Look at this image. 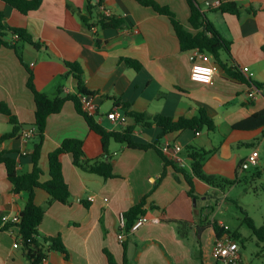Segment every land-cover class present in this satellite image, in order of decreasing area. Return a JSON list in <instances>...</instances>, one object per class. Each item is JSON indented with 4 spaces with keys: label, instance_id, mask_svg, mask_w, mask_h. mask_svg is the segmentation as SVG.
<instances>
[{
    "label": "crops",
    "instance_id": "crops-1",
    "mask_svg": "<svg viewBox=\"0 0 264 264\" xmlns=\"http://www.w3.org/2000/svg\"><path fill=\"white\" fill-rule=\"evenodd\" d=\"M157 1L170 6L184 25L193 30L187 0ZM226 1H236L240 13L222 12L216 0H198L218 31L231 41L232 55L223 51L221 60L240 70L250 67L251 78L242 70L241 73L264 85V0H221V3ZM88 3V0H43L40 8L23 14L0 0V10L5 11L8 24L26 29L42 44L41 48L28 43L21 45L23 59L34 71L37 89L52 98L78 94L77 79L68 73L66 65L68 61H78L87 89L95 93L99 112L106 114L113 108L125 111L130 117L128 125H135L133 137L147 143L155 142L161 129L156 124L145 127L135 123L131 113L191 118L199 116L200 109L205 108L215 120V130L167 133L161 144H178L183 150L165 154L191 171L187 147L212 150L207 159L217 158L219 164L234 169L235 176L237 171L240 177L245 174L249 156L258 149L254 141L262 136L261 144L264 143V127L235 129L233 124L264 109V86L260 88L229 75L213 56L217 64L214 81L210 84L195 81L191 71L199 60L198 49H181L168 16L137 0H104L103 7L122 16L125 25L102 28L96 24L94 14L90 28L80 15H90ZM122 57L138 60L142 68L128 66ZM28 77V69L16 51L0 47V106L5 102L22 125V134L2 141L1 137L13 129V124L0 108V152H13L22 172L34 169L33 136L25 138L23 134L25 130H36L35 100L27 86ZM99 121L109 130L122 129L106 116ZM66 138L84 140L86 157L103 155L112 162L116 176L105 179L86 171L74 163L72 154H64L63 172L70 186L71 202L50 204L39 228L46 235H60L67 254L52 251L44 264H112L109 253L116 264H124L126 257L127 264H224L213 252L218 238L213 221L232 228L218 218L217 207L222 209V199L212 213L208 212L213 195L203 187L206 182L195 178L198 198H194L188 194L190 187L183 174L172 166L162 176L165 163L154 148H130L113 140L109 153H105L100 135L90 128L70 99L60 112L48 117L39 163L42 180L50 177L49 153ZM204 168L206 171V162ZM28 198V192L14 190L6 165L0 162V264H29L22 245L14 246L16 241L22 243L20 228L16 225L4 228V218L19 215ZM49 198L46 190L36 189V203L46 204ZM144 198L146 214L152 220L127 233L121 242L118 235L124 213ZM178 220L190 222L188 230L183 231ZM261 245L262 253L253 254L262 259L258 263L264 264V243ZM239 246L240 264H254L255 255L244 253L245 245Z\"/></svg>",
    "mask_w": 264,
    "mask_h": 264
},
{
    "label": "trees",
    "instance_id": "trees-1",
    "mask_svg": "<svg viewBox=\"0 0 264 264\" xmlns=\"http://www.w3.org/2000/svg\"><path fill=\"white\" fill-rule=\"evenodd\" d=\"M8 5L16 8L23 14H28L32 10L40 8L43 0H4ZM88 11L90 15L81 13V18L92 28L93 24L90 23L93 15L97 17L96 24L102 28H121L125 25V19L117 14L107 15L101 11V7L104 5V0H88ZM141 5L151 7L155 12L163 14L169 17L171 20L182 50L198 49L202 52L211 54L216 62L221 64L229 75L238 78L249 84H255L258 87L264 85L247 78L241 73L238 66H230L221 60V53L224 51L229 56L232 55L231 41L226 39L216 28L211 19L202 10L198 0H187L190 7L189 24L193 30L188 29L184 23L180 20L177 14L168 5L161 4L157 0H137ZM222 12H231L234 14L240 13V5L236 1H226L220 4L218 7ZM31 44L36 48H41L42 44L36 41L34 37L26 29L21 27H15L8 24L6 20V13L0 10V47L13 48L20 60L25 64L28 69L29 77L27 86L33 92L35 100V127L36 130L33 135L34 150L31 153V159L34 163L33 171H20L18 169V160L13 152L5 151L0 152V162H3L7 168L8 178L14 185V190L17 192H28L29 198L20 212V221L18 223H6L4 228L16 225L20 228L22 247L24 248L25 255L29 261V264H40L44 258H48L52 251H59L67 254L66 246L60 235H46L40 231V225L45 217L47 207L54 201H59L64 204L71 202V190L67 183L63 172V156L66 153L73 155L74 163L82 169L101 175L105 179L113 178L116 176L114 173V167L111 161L104 159V156L96 158L86 157L84 151V140L79 138H66L63 142L54 150L49 153V175L46 180H42V169L39 167L40 158L42 154V148L46 138V125L48 117L51 114L58 113L62 110L67 100H72L77 110L86 118L88 125L92 130L97 132L102 141L103 149L105 153H109L110 142L115 140L126 144L130 148L138 149H150L154 148L164 160V171L162 176L167 173V167L172 166L176 172L183 174L189 185L188 194L194 198H198L195 195V178H199L204 182L213 185L214 187L223 188V184L233 186L241 182L239 171L233 179H221L215 174H209L205 171V162L212 150L199 149L194 146H188V154L191 158V171L186 168L177 165V161L170 159L162 150L161 139L170 132L193 129L197 133L203 129L210 131L215 130L216 124L214 118L206 111L205 108L200 109L199 116L196 117H184L173 118L163 114L150 115L145 112L131 113V117L135 123L144 125L145 127H151L156 124L161 133L155 142H141L133 137L135 125H127L122 129H107L100 123L96 116L87 114L81 103L80 95L82 94H95L93 91L87 89L84 81V70L80 62H66L69 69V74L73 73L78 83V94H68L66 96L58 95L56 97H50L45 92L37 89L35 84V74L33 69L24 61L22 54V44ZM121 60L128 66L140 70L142 64L131 57H122ZM128 104H125L127 107ZM2 112L9 115L10 121L13 124V129L1 137V140H7L14 138L22 134V125L16 115L12 113L10 108L5 102L0 106ZM264 127V109H261L252 115L244 118L233 124L235 129H256ZM18 152V151H17ZM261 172H256L253 177L260 176ZM37 188H43L50 196L46 204H38L35 201V194ZM146 198L142 199L139 203L130 207L125 213V231L129 233L132 225L141 216L146 214L144 208ZM243 222L252 230L253 234L258 239V244L264 243V223L257 225L255 220L246 213ZM183 231L188 230L190 222L186 220H178ZM213 227L216 231L217 237L221 238L227 235L231 239L239 242L242 246L245 245L247 237L244 236L239 230H231L226 228L218 220L213 221ZM110 262H114L113 256L109 253ZM128 259L126 257L125 263Z\"/></svg>",
    "mask_w": 264,
    "mask_h": 264
},
{
    "label": "rangeland",
    "instance_id": "rangeland-1",
    "mask_svg": "<svg viewBox=\"0 0 264 264\" xmlns=\"http://www.w3.org/2000/svg\"><path fill=\"white\" fill-rule=\"evenodd\" d=\"M261 141L262 136L254 141L255 146L258 147L260 152L258 163L256 165L249 164L247 171L241 176V182L233 186H229L225 183L222 186L223 188H217L208 183L203 186L205 190H209L208 194L213 195L210 198L213 199V201L209 204L210 207L208 208V212L212 213L214 208L218 205L219 200H223L222 209L217 207L218 218L225 220L232 230H239L248 238L242 251L251 256L255 255L253 253L257 251L262 253V248L260 249L262 245H257V237L243 222L246 215L243 210L255 220L258 226L264 223V143L261 144ZM206 171L209 174L217 175L221 179H233L235 177L234 169L219 164L215 157L207 159ZM258 171L261 172V175L253 177ZM221 190H223L224 193ZM216 195L222 196L219 198L216 197ZM252 259L254 260V264H261L258 262L262 261V259L256 255L252 256Z\"/></svg>",
    "mask_w": 264,
    "mask_h": 264
},
{
    "label": "built area",
    "instance_id": "built-area-1",
    "mask_svg": "<svg viewBox=\"0 0 264 264\" xmlns=\"http://www.w3.org/2000/svg\"><path fill=\"white\" fill-rule=\"evenodd\" d=\"M217 5L221 4V0H216ZM101 11H103L107 15H113L114 13L110 10L101 7ZM199 60L195 61L192 66L191 77L195 81H199L202 83L210 84L214 81V75L217 70V64L213 61L212 55L206 52H202L198 50ZM243 72L247 73V75L251 78L253 76V72L250 70V67L244 66L241 69ZM251 96H254V92H250ZM82 108L83 110L92 116H96L98 120H101L104 116L113 121L114 123L121 125L122 128L126 127L129 123V115L125 111H122L119 108H113L108 111L106 114H101L99 112V105L96 101L95 94H82L80 95ZM25 138H31L34 134L33 130H25L23 132ZM162 150L165 153H179L183 150V147L178 144H171L170 142H166L162 145ZM259 159V150L256 148L252 151L251 155L248 158L250 164L256 165ZM182 165L184 162L181 161ZM5 222L8 223H18L20 221V215L14 216H6L4 218ZM152 220L147 214L141 215L135 223L132 225L129 233L137 231L142 225ZM153 220L157 221V218H153ZM128 232L125 231V217L122 218V230L120 231L118 237L121 242L125 241L126 234ZM22 243L16 241L14 243L15 247H19ZM214 255L222 260L224 264H240L241 263V251L238 241L231 239L228 236H224L221 238H217L214 246H213ZM48 258H44V260L40 264H44Z\"/></svg>",
    "mask_w": 264,
    "mask_h": 264
},
{
    "label": "water",
    "instance_id": "water-1",
    "mask_svg": "<svg viewBox=\"0 0 264 264\" xmlns=\"http://www.w3.org/2000/svg\"><path fill=\"white\" fill-rule=\"evenodd\" d=\"M197 199H194V204L196 205V203H197V201H196ZM201 231H202V228L201 227H199V229H198V232H199V236L201 235L200 233H201Z\"/></svg>",
    "mask_w": 264,
    "mask_h": 264
}]
</instances>
